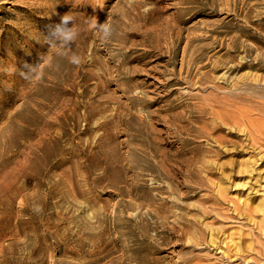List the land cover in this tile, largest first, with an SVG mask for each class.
<instances>
[{"label":"rangeland","instance_id":"rangeland-1","mask_svg":"<svg viewBox=\"0 0 264 264\" xmlns=\"http://www.w3.org/2000/svg\"><path fill=\"white\" fill-rule=\"evenodd\" d=\"M262 125L264 0H0V264H264Z\"/></svg>","mask_w":264,"mask_h":264},{"label":"clouds","instance_id":"clouds-1","mask_svg":"<svg viewBox=\"0 0 264 264\" xmlns=\"http://www.w3.org/2000/svg\"><path fill=\"white\" fill-rule=\"evenodd\" d=\"M87 29L99 34L103 41L112 40L120 35L116 26L111 21L107 19L105 22L100 23L95 16L87 21ZM80 32L81 29L71 14H64L58 23L48 26L47 33L44 34V43L49 49L54 51V55L47 58L49 66L53 64L57 57H65L71 65L78 66L81 64V56L73 51ZM33 68L32 65H25L26 70H32ZM34 210L40 211L38 207Z\"/></svg>","mask_w":264,"mask_h":264},{"label":"bare ground","instance_id":"bare-ground-1","mask_svg":"<svg viewBox=\"0 0 264 264\" xmlns=\"http://www.w3.org/2000/svg\"><path fill=\"white\" fill-rule=\"evenodd\" d=\"M251 124V123H250ZM262 126H264V125H262ZM251 128V127H250ZM259 128V127H258ZM252 130V129H251ZM262 130V129H261ZM251 132V131H250ZM251 136V135H250ZM256 136V135H255ZM252 137H254V136H252ZM262 138V137H261ZM252 139V138H251ZM250 139V140H251ZM254 139V138H253ZM256 139V138H255ZM253 141V140H252ZM253 142H255V141H253ZM253 144V143H252ZM262 254V253H261ZM257 261V260H256ZM252 264H255V262H253Z\"/></svg>","mask_w":264,"mask_h":264}]
</instances>
